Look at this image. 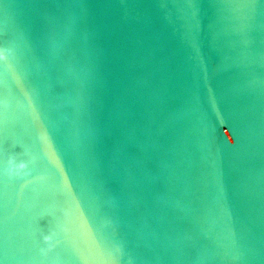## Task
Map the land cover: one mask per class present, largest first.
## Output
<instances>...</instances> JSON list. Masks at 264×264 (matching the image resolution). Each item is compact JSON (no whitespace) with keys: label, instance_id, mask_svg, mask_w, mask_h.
Instances as JSON below:
<instances>
[{"label":"water","instance_id":"1","mask_svg":"<svg viewBox=\"0 0 264 264\" xmlns=\"http://www.w3.org/2000/svg\"><path fill=\"white\" fill-rule=\"evenodd\" d=\"M0 264H264V0H0Z\"/></svg>","mask_w":264,"mask_h":264}]
</instances>
